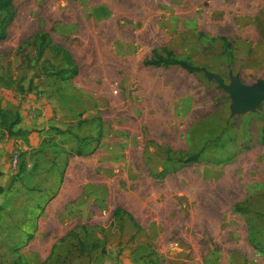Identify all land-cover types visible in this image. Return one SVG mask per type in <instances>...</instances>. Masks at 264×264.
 I'll return each instance as SVG.
<instances>
[{"label":"rangeland","instance_id":"obj_1","mask_svg":"<svg viewBox=\"0 0 264 264\" xmlns=\"http://www.w3.org/2000/svg\"><path fill=\"white\" fill-rule=\"evenodd\" d=\"M2 32L0 85H61L96 157L0 179V264H264V100L236 113L206 75L264 82V0H12ZM40 32L76 75H45ZM163 50L200 71L145 64Z\"/></svg>","mask_w":264,"mask_h":264},{"label":"crops","instance_id":"obj_2","mask_svg":"<svg viewBox=\"0 0 264 264\" xmlns=\"http://www.w3.org/2000/svg\"><path fill=\"white\" fill-rule=\"evenodd\" d=\"M43 57L46 58L45 66L47 64L58 65L61 63L59 67L54 68L66 67L61 57L54 56L48 49L43 52L38 61L43 60ZM28 72H30L28 69H20L19 72L15 70L16 75ZM37 74L42 76L39 72ZM5 75L8 80L11 79L13 81L15 79L8 74L7 69L5 70ZM19 80L21 81L22 79L20 78ZM33 80L32 84L30 83V77L27 83L23 81L15 82L21 86L14 88L10 87L11 84L7 86L0 85V104L6 109L19 113L20 123L16 129L19 128L24 131L15 137H8L0 128V179L3 180L4 178V181H7L9 176H11V180L16 177V171L10 168V159L17 145L22 147L18 172L23 168V171L20 173L21 175L26 173L27 177L30 176L33 164H38L37 162L40 157L63 158V162L67 164L82 161L86 157H96L95 151L91 149V145L95 144L94 141L90 143V149L87 150L89 148L87 142L89 143V141L93 140L92 136H94L92 126L95 119L92 116V111L82 112L84 111L83 107H80L76 101L63 103L61 85L53 86L54 81L52 79H48L47 77L40 79L34 76ZM57 82L63 83L64 80L58 77ZM35 88L37 90H44L42 93L43 97L40 100H37L36 96L30 93L33 92L31 89L35 91ZM52 93H54V96L47 100L46 96ZM74 97L78 101V97L75 95ZM51 104L54 107L55 113H53V109L50 107ZM78 152H81V154H78ZM260 152V155H264V147H262ZM8 169H10V172ZM84 184V182H80L79 184L80 194L76 198L77 200L79 197H82L83 193L85 195L86 187H83ZM64 186L66 187V185ZM64 186H61L58 191L56 190L49 197V199L51 198L50 201L59 200L61 196L67 193V189ZM63 202L67 204V201Z\"/></svg>","mask_w":264,"mask_h":264},{"label":"trees","instance_id":"obj_3","mask_svg":"<svg viewBox=\"0 0 264 264\" xmlns=\"http://www.w3.org/2000/svg\"><path fill=\"white\" fill-rule=\"evenodd\" d=\"M11 2L12 0H0V11H4V12L9 11V8L11 7ZM5 36H6L5 33L3 32L0 33V40H3ZM48 38L49 37L47 36V34L43 32H40L36 35L35 39L39 41L37 58H40L43 55V52L48 49L52 52L54 56L61 57L66 67L54 68L55 71H51L49 73L45 71L46 72L45 75L57 76L59 78H61V76L67 72H70L71 75H76L77 68L75 66L74 60L71 57V54L65 49L57 45H54L52 42L48 40ZM145 64L153 67H165V68L176 65L190 73H195L200 71L198 67L194 66L189 61L176 58L175 56H173L171 52L166 50H163V53L161 54H154L152 57H150L145 61ZM19 123H20L19 113L13 110L6 109L0 104V128L4 131V133L8 137H15L24 132L19 128L16 129ZM78 154H81V152H78ZM196 156L191 155L189 159L191 161H196L197 160ZM21 171H23V168L20 169V172Z\"/></svg>","mask_w":264,"mask_h":264},{"label":"water","instance_id":"obj_4","mask_svg":"<svg viewBox=\"0 0 264 264\" xmlns=\"http://www.w3.org/2000/svg\"><path fill=\"white\" fill-rule=\"evenodd\" d=\"M208 78L216 83L229 94L232 107L236 113L254 111L255 108L264 100V82L258 81L252 85H245L235 77H231V86L224 83L222 77L217 74L206 72Z\"/></svg>","mask_w":264,"mask_h":264},{"label":"built area","instance_id":"obj_5","mask_svg":"<svg viewBox=\"0 0 264 264\" xmlns=\"http://www.w3.org/2000/svg\"><path fill=\"white\" fill-rule=\"evenodd\" d=\"M22 147L20 145H17L14 148V151L11 155L10 159V168L16 172H18V164L20 160V153H21Z\"/></svg>","mask_w":264,"mask_h":264}]
</instances>
